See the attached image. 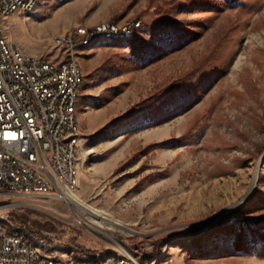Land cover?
I'll return each instance as SVG.
<instances>
[{"label": "rangeland", "instance_id": "obj_1", "mask_svg": "<svg viewBox=\"0 0 264 264\" xmlns=\"http://www.w3.org/2000/svg\"><path fill=\"white\" fill-rule=\"evenodd\" d=\"M8 18L13 46L50 58L78 27L135 24L79 50L76 193L108 219L66 193L1 194L34 246L63 260L264 264V0H41Z\"/></svg>", "mask_w": 264, "mask_h": 264}, {"label": "built area", "instance_id": "obj_2", "mask_svg": "<svg viewBox=\"0 0 264 264\" xmlns=\"http://www.w3.org/2000/svg\"><path fill=\"white\" fill-rule=\"evenodd\" d=\"M11 4L12 0H0V12L8 13ZM131 26L135 24H113L100 31L78 27L57 36L60 54L55 58L21 56L9 47L0 29V195L1 186H9L10 196L62 199L65 191L57 184V175L65 176V158L72 156H62L60 139L71 137L75 149L85 135L74 132L69 115H65L68 125H57V115H63L59 103L74 104L82 73L76 71L75 63H64L68 45L85 42L89 34L123 33ZM0 216L19 225L2 207ZM50 258H60V264H76L57 254H43L0 230V264H50ZM109 264H137V257L126 254Z\"/></svg>", "mask_w": 264, "mask_h": 264}, {"label": "bare ground", "instance_id": "obj_3", "mask_svg": "<svg viewBox=\"0 0 264 264\" xmlns=\"http://www.w3.org/2000/svg\"><path fill=\"white\" fill-rule=\"evenodd\" d=\"M41 0H12L11 8L8 10V13L6 12H0V29H1V35L4 36V38L7 39V42L9 43V47H12L14 52H19L21 56L24 57H31V55H27L23 53L21 50L13 46L6 35V27H5V21L8 17H10L13 13L19 12L24 16V18L28 19L30 15L35 11V9L38 7ZM28 5H30L28 7ZM131 23V22H130ZM115 23H107L98 26L95 29H87L89 31H100L105 28H110ZM139 28L140 24L137 25ZM135 26L128 27V29L123 33H104V34H89L88 38L85 39V42L78 43L76 45H68V56H64V63H75L76 71H81V78L79 83L75 86V102L73 105L67 104V103H59V110L63 113V115H57V125H68V117L65 115H69V122H72L74 125V132H80V126H79V119H78V104L80 97L82 95V86L85 82V72L83 70V67L79 60V50L82 46H86L91 44L96 39H108V38H117V37H129ZM127 36V37H126ZM120 38V39H121ZM124 38V39H125ZM116 40V39H115ZM123 40V39H122ZM54 41H57V37L54 38ZM80 151H81V143L76 144V148L74 149V145L71 144V137H62L60 139V152L62 156H72V158H65L64 161V175H57V184L62 186L66 195H70L69 198L66 199L71 205L80 207L81 211L87 214H90L91 216L100 218L103 221H106L108 218L106 217V213H102L95 208H93L90 205H86L83 200L78 196L77 189L79 187V175H78V168H79V161H80ZM257 174L258 170H255L254 180L255 183L257 180ZM252 188L249 189L251 191ZM248 191V193H249ZM1 193L3 195H9L10 196V188L9 186H1ZM234 206H231L228 208V211H230ZM78 209V208H77ZM76 208L74 209L76 215L79 218H82L81 213ZM81 220V219H80ZM104 223V222H103ZM102 227V226H100ZM0 230L7 231L9 237H12L13 239H19V241H24L35 250H40L43 254H47L43 252L40 248L34 246L30 241H28L24 234L20 232L21 227H19L17 224H9L7 220H5V217L0 216ZM24 230V229H23ZM111 238H113V235H110ZM120 258V256H111V257H105L101 259H70L71 262H74L76 264H109L110 262L116 261ZM50 264H60V258H50ZM137 264H142L137 259Z\"/></svg>", "mask_w": 264, "mask_h": 264}, {"label": "trees", "instance_id": "obj_4", "mask_svg": "<svg viewBox=\"0 0 264 264\" xmlns=\"http://www.w3.org/2000/svg\"><path fill=\"white\" fill-rule=\"evenodd\" d=\"M11 218H12V219H15V220H17V221H19V219H17L16 216H14V215H11ZM23 223H24V222H23ZM25 238H26V239H27V238H30V235H27V237H25ZM27 240H28V239H27ZM28 241H29V240H28ZM30 242H31V241H30ZM81 252H86V251H82V250H81Z\"/></svg>", "mask_w": 264, "mask_h": 264}, {"label": "water", "instance_id": "obj_5", "mask_svg": "<svg viewBox=\"0 0 264 264\" xmlns=\"http://www.w3.org/2000/svg\"><path fill=\"white\" fill-rule=\"evenodd\" d=\"M263 160H264V157H263V159H262L261 163L263 162Z\"/></svg>", "mask_w": 264, "mask_h": 264}, {"label": "crops", "instance_id": "obj_6", "mask_svg": "<svg viewBox=\"0 0 264 264\" xmlns=\"http://www.w3.org/2000/svg\"><path fill=\"white\" fill-rule=\"evenodd\" d=\"M9 20V18L7 19V21ZM8 24H6V26H7Z\"/></svg>", "mask_w": 264, "mask_h": 264}]
</instances>
